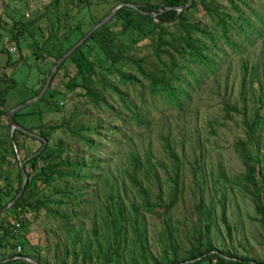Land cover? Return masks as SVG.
Segmentation results:
<instances>
[{"label": "rangeland", "instance_id": "1", "mask_svg": "<svg viewBox=\"0 0 264 264\" xmlns=\"http://www.w3.org/2000/svg\"><path fill=\"white\" fill-rule=\"evenodd\" d=\"M208 1L227 5L226 0ZM89 2L90 5L79 6L78 0H73L71 3L62 1L59 9L63 12L68 5L72 14H77L76 19L82 21V31H84L91 29L99 17L109 12L120 1L90 0ZM153 2L162 4V0H153ZM52 4L54 0H0V77L7 79L12 76L16 80L1 107L7 111L19 101L34 95L45 72L47 70L51 72L58 58L55 53L47 52L45 48L57 50L60 47H67L80 36L78 32L66 35L65 27L59 28L63 18L61 14L58 15V9L53 10ZM253 4L254 9L264 13V0H253ZM78 10L82 11L78 13ZM246 12L252 22L258 25L254 11L246 9ZM196 17L201 22H209L208 16L204 14L200 5L196 9ZM18 20L27 23L28 32L35 33L38 45L34 43L33 36L28 35L27 40L15 39L14 32L21 29V24L15 26V21ZM109 26L117 33L115 36L117 42L130 46L129 54L147 56L148 70H157L162 62L154 53L155 45L152 35L145 36L137 29H124L116 16L109 21ZM260 29L264 31V25H260ZM231 33H235L237 37L236 30ZM255 35L256 42H245L243 53L229 44H222L229 52V56L220 53L224 60L219 70L208 76L183 110L179 111L173 106L165 108L164 105L158 109L149 103L148 108L152 109L155 119L149 126L142 128H138L135 123L120 122L115 113L109 112L103 108V105L101 107L95 105L84 93L83 88L69 90L66 83L76 73L77 64L68 60L53 83V88L63 92V95L58 97L60 110L39 102V105L26 106L18 119L25 126L35 127L36 133L38 132L36 126L39 123L62 124L61 127L52 131L51 138H46L45 144L57 146L59 140H63L66 151L62 158L71 156L77 160H86L88 163L93 160L95 163L93 169L87 170L91 178L74 183L72 179L65 177L53 186L47 187L39 183L35 198L45 200L41 208L31 207L26 212L18 213L21 216L14 213L13 209H10L11 206L2 211L0 214V258L3 260V258L19 255L25 260L15 264H34L29 258L36 261L38 259L37 262L40 264H84L81 255L77 262L74 261L75 231L81 230L82 238L78 247L81 248L83 242L90 237L92 239L90 264H103L105 261L103 255L100 257L96 255L98 246H96L97 240L94 235V230L97 229L100 240L105 242L107 239L108 225L103 221V213L105 214L103 201L108 197L110 188L103 181V167L112 176L111 180L119 184L121 178L124 181V190L121 193L124 194V202L128 205L136 197L135 190L124 174L128 166V155L133 150L145 155L151 147L161 182L153 179L151 185L148 182L146 185L151 186L153 200L157 199L160 187H163L164 200L169 203L172 198L170 193L173 187L171 178L174 175V165L172 158L168 157L163 149L160 133L171 131L175 150L180 157L181 183L179 186L182 189L176 204L169 212H166L165 206L162 205L146 214L149 241V250L146 251L148 263L157 264L156 260L168 261L174 256V248L179 257L186 254V248L192 246L195 239L201 236L200 229L204 228L197 209L198 204L203 203L204 207L212 204L216 215V222L208 233L212 243L238 258L244 257L255 263L264 264V225L260 221L261 215L256 209L255 201L243 188L246 167L237 146L239 140L252 139L248 145L249 153L253 157H259L260 165L264 167V119L258 122L255 129L249 126L256 119L258 111L253 97L260 96L264 87V34L259 36L255 33ZM90 43H95L90 52L91 57L96 56L98 63L107 65L108 61L105 60L100 45L94 39ZM95 52L100 54L99 57ZM36 53H39V56H36ZM245 57H249L250 65L261 58L260 81L255 83V89L248 88V99H251L248 101L247 108H245L244 98L240 95L241 64ZM7 58L11 59V62L5 64ZM122 67L123 70L135 73L129 61H124ZM97 70L99 73L96 74V79L102 75L101 63ZM106 74L108 79L116 78L113 72ZM5 84V80H0V86ZM95 84L98 86L97 83ZM147 89V86L131 87L134 102H141L142 96L139 94L141 90L149 99ZM110 96V101L116 99L114 94L111 93ZM158 101L161 103L162 100ZM228 104H237L239 111L236 112ZM227 109H230L229 116L225 115ZM39 111H42L41 116ZM262 112L264 113V108ZM245 113L246 116L243 117ZM64 118L66 120L62 123ZM7 122L9 119L6 112L0 116V142L2 141L1 133L6 132L3 127ZM81 123L85 126H100V134L83 131L85 136L101 142L100 147L88 146L73 131ZM121 133H127V136L119 140ZM116 141H120L118 146ZM19 143L24 144L25 148L21 152L16 149V154L9 151L5 163L2 164L0 190L5 187H17L20 160H24L29 153L38 149L41 139L32 140L27 136L19 135ZM80 173L84 174L85 170ZM258 180L263 182L261 178ZM72 183L74 188L79 190L76 194L81 193V195H74L66 202L60 203L62 195L58 193V189L66 184L70 187ZM31 202H34V199H31ZM45 205L54 209L55 212ZM223 207L226 210L229 225L221 217ZM20 218L23 224H19ZM6 221L15 223L13 228L10 225L8 232L4 231ZM95 223H97L96 228H94ZM170 231H172L171 234ZM132 233V230L128 231L123 257L120 258L117 255L118 264H127L131 255L143 260L141 251H138L139 248L136 247L137 249L133 250V245L128 242ZM203 233H205L204 230ZM170 241L173 242V246L169 244ZM117 263L114 262V264Z\"/></svg>", "mask_w": 264, "mask_h": 264}, {"label": "trees", "instance_id": "2", "mask_svg": "<svg viewBox=\"0 0 264 264\" xmlns=\"http://www.w3.org/2000/svg\"><path fill=\"white\" fill-rule=\"evenodd\" d=\"M62 1L73 2V0H54L52 8L53 10L58 9V15L61 14L63 18V22L59 25V28L62 29L65 27L66 35L78 32L80 36L67 47H60L57 50L45 48L47 52L55 53L56 58H59L90 30L89 28L82 31V21L76 19L77 14H72L68 5L63 12H60L59 7ZM78 1L79 6L83 4L90 5V0ZM118 1L137 4L139 9L145 11L142 12L129 6H121L117 9L113 17H117V20L119 23H122L124 29H137L142 31L145 36L152 35L151 38L155 45L154 53L157 55L158 60L162 62L160 66L158 65L157 70H148L147 56L131 55L128 52L129 45L116 41L115 36L117 33L111 30L109 26V21L112 17L62 61L53 77L49 89L33 105H39V102H44L47 107L54 106L57 110H60L61 106L58 97L63 95V92L53 88V83L61 68L68 60H71L77 64V71L66 83L69 90H74L78 87L83 88L84 93L91 98L95 105L100 107L103 105V108L115 113L122 123H135L138 128L149 126L155 118L153 117L152 109L148 108V104H153L158 109H161V106L164 105L165 108L173 106L179 111L183 110L190 103L192 95L196 93L197 89L208 76L219 70L221 62L224 60L220 53L229 56V52L222 45L223 43L229 44L238 52L243 53V45L245 42L255 43L257 40L255 33L259 34V36L264 34V31L260 29V25H264V13L253 8V0H226L227 5L212 3L208 0H193L190 7L182 10L164 8L169 6H183L187 3V0H162L161 5L153 2V0ZM198 5L201 6L204 14L208 16L209 22H201L196 17ZM246 9L254 11L258 25L252 22ZM80 11L82 10H78V13ZM151 12H156L157 14L153 15ZM107 14L108 12H105V14L99 17L93 23L92 27ZM18 24H21V29L14 32L15 39L18 41L21 38L27 40L28 35L33 36L34 43L38 45L35 33L32 31L28 32L27 23L19 20L15 21V26ZM233 30H236L237 37H235V33H231ZM239 34L241 35L240 37ZM92 39L100 45L101 52L105 60L108 61L107 65L100 62L102 75L98 79L95 76L99 73L97 67L100 63H98L96 56L91 57L90 52L93 50V45L95 44L90 43ZM97 52L95 54L99 57L100 54ZM36 56H39V53H36ZM124 61H129L133 65L135 73L123 70L122 64ZM9 62H11V59L7 58L5 64ZM260 68L261 58L253 62L252 65H250L249 57L242 59L240 95L245 100V108L248 107V101L251 99H248V88L252 87L255 89V83L260 81ZM49 72L50 70H47L44 76L42 78L40 77V85L35 94L19 101L17 104L23 103L38 95ZM107 72L115 73L116 78L108 79ZM0 80L6 81L5 85L0 86V116H2L7 112L6 109L1 108L5 102V96L15 84L16 80L12 76H9L7 79L0 77ZM135 85L147 86L149 99L145 97L143 89L139 92L142 96L141 102H134V94L132 93L131 87ZM111 93L116 97L113 101L109 100ZM158 100H162L161 103ZM253 100L255 102L254 105H257L258 111L256 119L249 126L255 129L258 122L264 119V113L262 112L264 108V87L260 96H254ZM117 103L121 106L119 107ZM228 105L236 112L239 111L237 104ZM25 108L16 111L14 118L24 128L34 131L36 129L35 127L25 126L18 119V116L21 115L22 110H25ZM229 110L227 109L226 116H229ZM39 114L41 116L42 111H39ZM245 116L246 113L243 117ZM65 120L64 118L62 123ZM61 125L39 123L36 126L38 128L37 133L41 134L44 138H51L52 131L61 127ZM3 128H5L6 132L1 133L0 171L9 151L16 154V149L21 152L25 148L24 144L19 143V135L27 136L32 140L37 139L17 129H14L11 136L9 122ZM73 131L88 146H101V142L94 141L91 137L85 136V133H83V131H91L95 134H100L99 125L85 126L81 123ZM126 136L127 133H121L119 140H122ZM160 137L163 140V149L167 156L172 158L174 165V175L171 178L173 187L170 193L172 198L169 203H166L164 200L163 187H160V192L156 200H153L152 197L150 185L153 179L161 182V176L154 163L155 157L151 147L145 155L137 150L131 151L128 155V166L124 170V174L136 192V197L128 205L125 204L123 199L124 194L121 193L124 190V181L121 178L119 184L115 180H111L112 176L103 167V181L110 188L107 193L108 197L103 201L105 210V214L103 213V221L107 222L108 225L106 229V241L102 242L98 236L97 229L94 230V235L97 240L96 246H98L96 255L99 257L103 255L105 260L103 264L117 263V255L120 258L123 257V249L127 245L126 237H128L129 230H132L133 233L128 242L133 245V250L139 248L138 251H141V258L143 260H139L137 257L131 255L130 261L127 264H149L146 256V251L149 250L146 214L153 212L157 207L162 205L165 206L166 212H169L177 202L178 194L182 189L179 186L181 183L180 157L175 150L172 132H161ZM250 141L252 139L248 141L239 140L237 142L238 153L246 167L243 175V188L255 201L256 209L261 215L260 221L264 225V167L260 165L259 157H253L249 153L248 145ZM119 143L120 141H116L117 146ZM39 150L40 152L37 153ZM65 151L63 140H59L57 146L51 144L44 145L43 140H41L39 148L27 155L24 159V167L28 177V183L25 186L24 193L10 207L14 213L16 212L19 215L18 213L26 212L31 207L35 209L41 208L45 200L35 198L39 183L47 187L53 186L57 181L65 177L72 179L74 183L85 178H91L87 170L93 169L95 164L93 160H90L88 163L86 160H77L71 156L62 158ZM82 170H85V173L81 175L80 172ZM258 178H261L263 182H260ZM146 182L150 183V185L147 186ZM74 183L70 187L67 186V183L61 189H58V193L62 195L59 200L60 203L66 202L69 197H73L74 195H81V193L79 195L76 194L79 190L74 188ZM21 184L22 178L19 170L17 187H5V189L0 190V208L5 206L16 195ZM31 199H34V202H31ZM49 209L55 212L54 209ZM197 209L199 210V219L205 231L203 234L206 236L202 234L203 230L200 229L201 236L195 239L191 247L186 248L185 255L179 257L176 248H174L175 253L172 258L165 262L156 260L157 264H258L244 257L238 258L236 255L230 254L229 251L216 247L208 236L210 228L216 222L214 208L212 204L204 207L203 203H200ZM221 217L229 225L224 207L222 208ZM18 221L19 224H23L22 218ZM10 225L12 228L15 227V223L5 222V232L10 230ZM96 227L97 223H95L94 228ZM171 233L172 231H170ZM81 238L82 231H75L73 240L74 261L77 262L81 255L83 263L90 264L92 239L90 237L86 239L82 247L79 248L78 243L81 241ZM169 244L173 246V242L170 241ZM24 261L23 258H3V260L0 258V264H15ZM37 261L39 260L37 259Z\"/></svg>", "mask_w": 264, "mask_h": 264}, {"label": "water", "instance_id": "3", "mask_svg": "<svg viewBox=\"0 0 264 264\" xmlns=\"http://www.w3.org/2000/svg\"><path fill=\"white\" fill-rule=\"evenodd\" d=\"M192 2H193V0H187V3L185 5H183V6H179V7L169 6V7H166L164 9L173 8V9H177V10H182V9H186V8L190 7L191 4H192ZM125 5L133 8V9H136V10H139V11H142V12H145L144 10L139 9L138 5L137 4H134V3H129V2H123L122 1V2H119V3L115 4L111 8V10L108 12V14L104 18H102L100 21H98V23L95 24L88 31V33L84 37H82L78 42H76L74 45H72L67 51H65L57 59V61L55 62V64L52 66L51 72L49 73V75H47L44 84L42 85L41 89L39 90L38 95H36L35 97H33L31 99L26 100L23 103H19V104L14 105L12 108H10L7 111V115H8V119H9V123H10V133H11V136H12V132L14 131V129H17V130L22 131L25 134H28L29 136H33V137H36L38 139L43 140V144L45 145L47 139L44 138L41 134H38V133H36L34 131H31L29 129H26L23 126H21L20 124H18L16 122L15 118H14V113L16 111H18L19 109L24 108V107H26V106H28L30 104H33L34 102L38 101L42 97V95L46 92V90L49 89V87L51 85V82L53 80V77H54L56 71L58 70L59 65L62 63V61L66 57H68L80 44L84 43L85 40L88 37H90V35L93 34L97 29H99V27L101 25H103L106 22H108L114 16V14H115V12L117 11L118 8H120L121 6H125ZM151 14L156 15L157 13L156 12H151ZM40 150L37 153H39ZM24 163H25V160H20L19 167H20V174H21V178H22L21 187L18 190V192L16 193V195L11 200L5 206H3L2 208H0V213L2 211L6 210L7 208H9L10 206H12L15 203V201L17 200V198L20 197L23 194V192H24L25 186H26L27 181H28V177H27V174H26V171H25ZM29 260L31 262H34V264H40L39 262H37L34 259L29 258Z\"/></svg>", "mask_w": 264, "mask_h": 264}, {"label": "crops", "instance_id": "4", "mask_svg": "<svg viewBox=\"0 0 264 264\" xmlns=\"http://www.w3.org/2000/svg\"><path fill=\"white\" fill-rule=\"evenodd\" d=\"M10 258H22V257L17 255L16 257L15 256H11ZM10 258H6V259H10Z\"/></svg>", "mask_w": 264, "mask_h": 264}, {"label": "built area", "instance_id": "5", "mask_svg": "<svg viewBox=\"0 0 264 264\" xmlns=\"http://www.w3.org/2000/svg\"><path fill=\"white\" fill-rule=\"evenodd\" d=\"M19 246V245H18Z\"/></svg>", "mask_w": 264, "mask_h": 264}]
</instances>
